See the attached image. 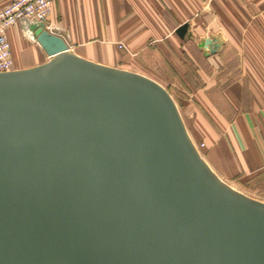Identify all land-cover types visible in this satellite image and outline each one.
I'll use <instances>...</instances> for the list:
<instances>
[{"label": "water", "instance_id": "water-1", "mask_svg": "<svg viewBox=\"0 0 264 264\" xmlns=\"http://www.w3.org/2000/svg\"><path fill=\"white\" fill-rule=\"evenodd\" d=\"M28 25L48 60L0 72V264H264V200L213 170L168 89Z\"/></svg>", "mask_w": 264, "mask_h": 264}, {"label": "crops", "instance_id": "crops-1", "mask_svg": "<svg viewBox=\"0 0 264 264\" xmlns=\"http://www.w3.org/2000/svg\"><path fill=\"white\" fill-rule=\"evenodd\" d=\"M29 22L7 30L15 69L48 60ZM186 22L190 39L176 33ZM46 26L78 55L181 82L190 91L186 126L204 142L203 157L264 200V0H55ZM216 35L221 48L205 55Z\"/></svg>", "mask_w": 264, "mask_h": 264}, {"label": "built area", "instance_id": "built-area-1", "mask_svg": "<svg viewBox=\"0 0 264 264\" xmlns=\"http://www.w3.org/2000/svg\"><path fill=\"white\" fill-rule=\"evenodd\" d=\"M54 1L10 0L0 8V72L15 69V61L12 56L7 30L22 22L39 21L46 23ZM119 47H123V45L120 44ZM196 146L199 148L198 145ZM201 146L203 147L204 143Z\"/></svg>", "mask_w": 264, "mask_h": 264}, {"label": "rangeland", "instance_id": "rangeland-1", "mask_svg": "<svg viewBox=\"0 0 264 264\" xmlns=\"http://www.w3.org/2000/svg\"><path fill=\"white\" fill-rule=\"evenodd\" d=\"M147 72L149 73V71H147ZM154 76H157V75L154 74ZM159 80L163 84V86H165L168 89V91L172 94V96L174 97V99L177 102L178 107L182 113V116H183V119H184L186 125L189 124L190 119H189V115L187 113V109L189 107L188 102H190V96L188 95L190 93L189 89L184 87L181 82L171 83L170 81L166 80L165 78H160ZM194 142L196 143V145L199 146V148H200V149L198 148L199 151L202 152L201 144L204 142L199 140V139H195V138H194Z\"/></svg>", "mask_w": 264, "mask_h": 264}]
</instances>
